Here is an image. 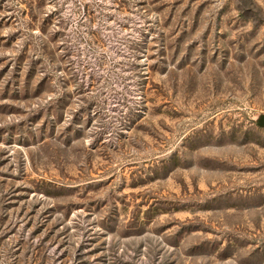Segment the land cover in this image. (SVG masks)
Instances as JSON below:
<instances>
[{
	"label": "rangeland",
	"instance_id": "rangeland-1",
	"mask_svg": "<svg viewBox=\"0 0 264 264\" xmlns=\"http://www.w3.org/2000/svg\"><path fill=\"white\" fill-rule=\"evenodd\" d=\"M0 264H264V0H0Z\"/></svg>",
	"mask_w": 264,
	"mask_h": 264
},
{
	"label": "water",
	"instance_id": "water-1",
	"mask_svg": "<svg viewBox=\"0 0 264 264\" xmlns=\"http://www.w3.org/2000/svg\"><path fill=\"white\" fill-rule=\"evenodd\" d=\"M261 123H263L262 121H260Z\"/></svg>",
	"mask_w": 264,
	"mask_h": 264
}]
</instances>
